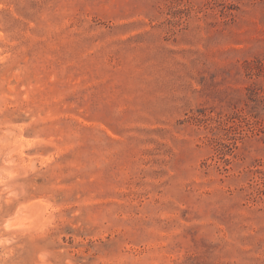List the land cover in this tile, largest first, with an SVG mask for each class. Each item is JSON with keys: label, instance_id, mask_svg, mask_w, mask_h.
Here are the masks:
<instances>
[{"label": "rangeland", "instance_id": "1", "mask_svg": "<svg viewBox=\"0 0 264 264\" xmlns=\"http://www.w3.org/2000/svg\"><path fill=\"white\" fill-rule=\"evenodd\" d=\"M250 3L0 0V264L260 260L264 25ZM178 51L200 54L172 91L179 145L166 121L143 130L165 133L152 147L117 148ZM174 149L179 185L164 179Z\"/></svg>", "mask_w": 264, "mask_h": 264}, {"label": "clouds", "instance_id": "2", "mask_svg": "<svg viewBox=\"0 0 264 264\" xmlns=\"http://www.w3.org/2000/svg\"><path fill=\"white\" fill-rule=\"evenodd\" d=\"M242 14L250 20L258 19L260 23L264 25V0H255V3H250L248 11ZM199 56V53L192 51L169 53L165 61L162 62L161 67L154 73L151 78V83L147 85L152 92L157 93L153 98V103L150 105H140L133 114V119L120 126L122 129H127V131H124L123 135L117 137V140L120 141V143L117 144V148L124 147L129 138H132L135 143L143 147H152L160 140V136L165 135V133L152 136L151 133H144L143 130L158 128L166 121L170 122L166 125L169 128L167 140L172 141L168 147L171 148L172 145H179L180 141L175 137L177 134L183 136V129L181 127L183 121L176 119L174 115L180 111V108L176 107V102L180 100L181 107H186V105L183 103L181 97L173 95L172 91L173 89L184 87V80L187 79L189 73L194 75L193 70L197 66ZM137 133L140 135L137 136ZM167 140L163 141V143L166 144ZM166 159L168 160L166 167L168 175L165 176L164 179L179 185V168L176 164L175 149L169 153ZM229 225H231L229 230L233 234V243L239 241V243H236V247L246 248L247 244L244 237L247 233L243 232L239 225L232 223L231 220L224 223L226 228H228ZM248 255H251V253L242 252L235 264H264V248L260 250L261 258L259 261L247 259L246 257Z\"/></svg>", "mask_w": 264, "mask_h": 264}]
</instances>
